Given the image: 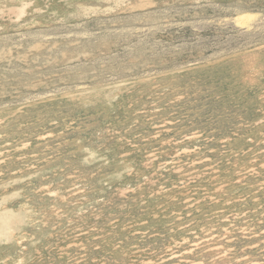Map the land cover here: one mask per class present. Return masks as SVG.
I'll list each match as a JSON object with an SVG mask.
<instances>
[{
	"label": "rangeland",
	"instance_id": "1",
	"mask_svg": "<svg viewBox=\"0 0 264 264\" xmlns=\"http://www.w3.org/2000/svg\"><path fill=\"white\" fill-rule=\"evenodd\" d=\"M0 264H264V0H0Z\"/></svg>",
	"mask_w": 264,
	"mask_h": 264
}]
</instances>
